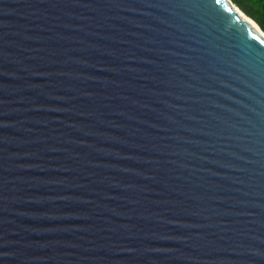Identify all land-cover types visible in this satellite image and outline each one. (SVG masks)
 Wrapping results in <instances>:
<instances>
[{
    "label": "water",
    "instance_id": "95a60500",
    "mask_svg": "<svg viewBox=\"0 0 264 264\" xmlns=\"http://www.w3.org/2000/svg\"><path fill=\"white\" fill-rule=\"evenodd\" d=\"M0 264H264L259 24L0 0Z\"/></svg>",
    "mask_w": 264,
    "mask_h": 264
},
{
    "label": "trees",
    "instance_id": "16d2710c",
    "mask_svg": "<svg viewBox=\"0 0 264 264\" xmlns=\"http://www.w3.org/2000/svg\"><path fill=\"white\" fill-rule=\"evenodd\" d=\"M264 31V0H232Z\"/></svg>",
    "mask_w": 264,
    "mask_h": 264
},
{
    "label": "snow or ice",
    "instance_id": "6c2138e0",
    "mask_svg": "<svg viewBox=\"0 0 264 264\" xmlns=\"http://www.w3.org/2000/svg\"><path fill=\"white\" fill-rule=\"evenodd\" d=\"M217 2H219V0H217Z\"/></svg>",
    "mask_w": 264,
    "mask_h": 264
}]
</instances>
